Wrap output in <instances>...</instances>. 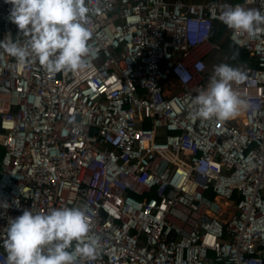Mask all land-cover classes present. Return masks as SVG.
Instances as JSON below:
<instances>
[{
  "label": "built area",
  "instance_id": "built-area-1",
  "mask_svg": "<svg viewBox=\"0 0 264 264\" xmlns=\"http://www.w3.org/2000/svg\"><path fill=\"white\" fill-rule=\"evenodd\" d=\"M0 149V264H264V0H0Z\"/></svg>",
  "mask_w": 264,
  "mask_h": 264
},
{
  "label": "trees",
  "instance_id": "trees-1",
  "mask_svg": "<svg viewBox=\"0 0 264 264\" xmlns=\"http://www.w3.org/2000/svg\"><path fill=\"white\" fill-rule=\"evenodd\" d=\"M209 42L216 44L219 49L222 50L223 55L226 57L225 64L233 69H237L239 65L246 67L255 64L254 59L250 58L246 51L235 46L228 40L226 36V27L220 23L213 24L209 36ZM1 155L2 150L0 149V157Z\"/></svg>",
  "mask_w": 264,
  "mask_h": 264
},
{
  "label": "rangeland",
  "instance_id": "rangeland-1",
  "mask_svg": "<svg viewBox=\"0 0 264 264\" xmlns=\"http://www.w3.org/2000/svg\"><path fill=\"white\" fill-rule=\"evenodd\" d=\"M186 2H202V3H208L211 2L213 0H185ZM225 60L226 57L223 55V52L221 49L216 50V52H214L213 54H211L210 56H208L206 58V62L208 65V69L210 71H214L216 69H218L219 67L226 65L225 64Z\"/></svg>",
  "mask_w": 264,
  "mask_h": 264
}]
</instances>
